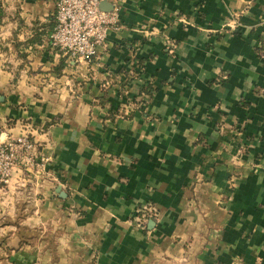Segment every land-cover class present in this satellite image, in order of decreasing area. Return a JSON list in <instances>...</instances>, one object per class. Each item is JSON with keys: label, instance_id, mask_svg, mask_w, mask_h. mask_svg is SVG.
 Masks as SVG:
<instances>
[{"label": "crops", "instance_id": "crops-1", "mask_svg": "<svg viewBox=\"0 0 264 264\" xmlns=\"http://www.w3.org/2000/svg\"><path fill=\"white\" fill-rule=\"evenodd\" d=\"M55 2L0 0V119L37 152L4 191L51 264H264V0H102L89 62L49 46Z\"/></svg>", "mask_w": 264, "mask_h": 264}, {"label": "built area", "instance_id": "built-area-1", "mask_svg": "<svg viewBox=\"0 0 264 264\" xmlns=\"http://www.w3.org/2000/svg\"><path fill=\"white\" fill-rule=\"evenodd\" d=\"M101 1L56 0L55 25L48 37L49 46L71 60L92 61L108 30L117 28L118 23L117 9L104 11L100 7ZM261 36L264 43V31ZM5 135V123L0 119V191H4L17 170L28 171L37 166L36 145L27 134ZM154 216H157L156 210L146 203L137 208L134 220L140 229H144L146 221Z\"/></svg>", "mask_w": 264, "mask_h": 264}, {"label": "rangeland", "instance_id": "rangeland-1", "mask_svg": "<svg viewBox=\"0 0 264 264\" xmlns=\"http://www.w3.org/2000/svg\"><path fill=\"white\" fill-rule=\"evenodd\" d=\"M18 183H20L19 180ZM28 184L21 181L18 188L13 190L11 188V195L7 193V187L5 191H0V264H51L49 260L51 259V238L48 236L45 239L46 247L42 249L41 243H35L40 240L38 229L21 224L26 217L24 212L26 205L30 202L23 194L29 187ZM9 226L14 228L9 231L7 230ZM23 238L27 239L25 243H21ZM22 252L27 253L29 258L22 256ZM40 255H47L48 262H41L38 259Z\"/></svg>", "mask_w": 264, "mask_h": 264}, {"label": "trees", "instance_id": "trees-1", "mask_svg": "<svg viewBox=\"0 0 264 264\" xmlns=\"http://www.w3.org/2000/svg\"><path fill=\"white\" fill-rule=\"evenodd\" d=\"M53 21H54V18H53ZM54 25H55V22H54ZM54 28V27H53ZM256 52L258 54V56H264V43H260V45L258 47H256ZM25 239V238H23Z\"/></svg>", "mask_w": 264, "mask_h": 264}, {"label": "water", "instance_id": "water-1", "mask_svg": "<svg viewBox=\"0 0 264 264\" xmlns=\"http://www.w3.org/2000/svg\"><path fill=\"white\" fill-rule=\"evenodd\" d=\"M100 7L101 9H103L104 11H110L111 9H113V7L111 6L110 9H106L103 5V2L100 3Z\"/></svg>", "mask_w": 264, "mask_h": 264}]
</instances>
